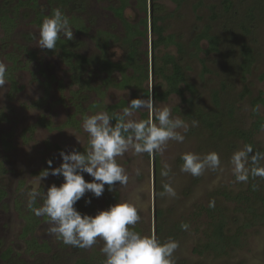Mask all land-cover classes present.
Returning <instances> with one entry per match:
<instances>
[{
    "label": "rangeland",
    "instance_id": "obj_1",
    "mask_svg": "<svg viewBox=\"0 0 264 264\" xmlns=\"http://www.w3.org/2000/svg\"><path fill=\"white\" fill-rule=\"evenodd\" d=\"M19 1L0 0V8L8 10L16 19L10 30L0 20V63L6 66V82L0 86V162L5 168L0 175V195L1 191L5 192L0 198V264H75L79 259L104 264L100 238L91 248L82 249L65 245L49 235L45 219L36 217L27 207L26 191L32 176L46 169L49 159L53 167L61 164V150L76 148L83 152L87 148V134L81 127L85 115L101 110L111 113L108 106L121 100L128 104L133 96L147 98L135 84L117 86L115 83L122 78L119 71L111 75L112 82H107V73L100 69L102 50L97 43L105 44L106 41L102 32L116 36L106 41L107 54L112 60L125 61L129 49L123 41L124 25L110 9L119 0H76L75 7H66L60 0H36L37 7L24 5L16 10ZM157 4L156 14L162 17L160 24L165 34L175 35L183 46L179 51L174 44L162 45L157 53L167 52L177 57L197 94L191 103L184 100L191 96L186 91L184 96L173 94L165 101L153 100L154 106L171 104L173 115L189 124L195 119L199 125L189 128L183 143L169 141L160 153L136 154L130 149L117 158L130 176L128 185L120 188L117 183L113 192H109L106 185L104 194L98 198L93 196L90 205L82 199L76 206L82 213L95 215L118 200L137 203L134 199L137 189L143 188L138 202L140 219L130 227L144 235L154 233L161 241L169 238L178 241L179 247L173 256L175 264H264L262 205L255 201L257 215H253L244 203L224 195L235 197L249 192V183L237 182L232 174L230 158L244 145L236 130L252 126L255 119L252 100L264 91L261 78L264 73V0H183L180 6L173 0H157ZM150 5L151 0H148L149 8ZM56 8L68 17H76L70 20L74 32L70 44L75 52L91 61L82 67V77L90 81L91 89L75 80L77 70L62 56L60 48L47 50L37 46L41 25L37 21V11L50 15ZM125 14L132 23H139L146 16L137 0L129 1ZM148 17L147 37L138 39L141 62L147 64L150 71L149 80L142 86L152 91L155 81L151 72L154 54L150 11ZM206 25L211 26V33L220 37L219 51L207 53V39L201 42L203 50L196 49L195 38ZM244 42L253 48L256 57L245 78L239 68ZM204 65L209 71L204 72ZM12 78L17 82L16 87ZM158 83L160 90H165L166 82L162 78ZM245 85L251 92L242 96ZM82 86V92L76 93ZM215 91H219V105L214 102ZM93 103L98 105L92 107ZM256 110L264 116L263 105H258ZM141 112L148 111L138 110L135 113L138 119H141ZM201 114L216 118V130L201 121ZM152 115L155 120L154 112ZM68 121L72 123L65 124ZM253 139L257 149L264 151V126L256 131ZM212 151L219 154L222 170H207L199 177L180 171L183 153L203 155ZM165 163L171 166L170 178L160 176ZM85 179L90 181L91 177L85 174ZM255 180L260 182L258 186L264 194L261 177ZM62 182L63 177L49 176L42 183L46 190L50 184ZM163 183L172 184L175 197L160 195ZM91 195L86 194L85 199ZM39 204L37 201L35 206ZM204 207L221 208L225 215L226 234L230 239L221 252L198 254L194 251L207 241L212 228ZM158 211L161 212L159 217ZM30 213L38 222L32 233L23 236L26 216ZM185 221L189 225L187 230L181 227ZM32 238L46 246L29 245ZM8 249L12 250L9 256L2 257Z\"/></svg>",
    "mask_w": 264,
    "mask_h": 264
},
{
    "label": "clouds",
    "instance_id": "obj_2",
    "mask_svg": "<svg viewBox=\"0 0 264 264\" xmlns=\"http://www.w3.org/2000/svg\"><path fill=\"white\" fill-rule=\"evenodd\" d=\"M61 38L72 41L74 32L69 17L56 8L42 20L37 46L55 50ZM5 82L6 66L0 63V86ZM138 110L148 111V118L138 119L135 115ZM198 125L195 119L189 124L173 115L171 104L154 106L151 91L146 99H132L120 112L101 110L85 115L81 127L87 134V148L83 152L76 148L61 150L62 162L58 167H53L49 159L48 167L32 176L27 186V207L36 217L44 218L47 233L65 245L88 249L100 238L104 264H175L173 256L178 241L171 238L161 241L154 233L144 235L130 227L140 219L138 202L143 188L137 189L134 197L137 203L118 200L95 215L82 213L76 205L82 199L90 205L93 196L104 194L106 185L109 192L115 190L117 183L120 188L128 185L130 176L117 158L130 149L136 154L160 153L169 141L183 143L189 128ZM180 158L183 161L180 171L194 177L207 170H222L220 156L215 151L203 155L186 152ZM230 165L237 182L247 183L250 176L264 178V151L244 144L233 152ZM170 173L171 166L165 163L160 176L170 178ZM85 174L91 177L90 181L85 179ZM49 176L63 177V182L52 183L45 190L42 182ZM162 189L161 196H176L171 183H163ZM88 193L92 195L85 199ZM37 201L39 206H35ZM181 227L187 230L189 225Z\"/></svg>",
    "mask_w": 264,
    "mask_h": 264
},
{
    "label": "trees",
    "instance_id": "obj_3",
    "mask_svg": "<svg viewBox=\"0 0 264 264\" xmlns=\"http://www.w3.org/2000/svg\"><path fill=\"white\" fill-rule=\"evenodd\" d=\"M130 0H119L117 5L110 6V9L113 11L114 15L122 22L124 25L126 35L123 41L128 45V51L125 58V61H114L111 57L107 54V39L109 40L111 37L116 38V36L112 33H108L106 31L102 32V36L105 38V44L98 42V47L101 48L102 54L100 58V69L103 72H106L108 78L106 79L107 82L111 81V75L115 71H119L122 74V78L119 82L115 83L119 87H127L129 85L135 84L138 89L142 90L144 94L147 96L150 90L143 87V82L149 80L150 71L147 64L141 62L140 52H139V42L140 37H147L148 34V12L150 11L151 14V30H152V51H153V64L151 68L152 72V79L153 82L155 81V85L151 91L152 98L154 101H165L173 94H179L184 96L186 91L191 93V96L188 99H184L189 101L190 103L193 102L194 97L197 94V89L192 83H189L186 77V73L182 64L178 61L177 57L171 53H164L163 55H158L157 50L160 49L162 45L167 46L170 44H174L178 47L179 51L183 49L182 44L176 39L175 35L173 34H165V29L160 21L162 17L156 14L157 11V0H151L150 8L148 7V0H137L139 8L145 12V18L141 19L139 23H132L128 20L125 14V10L129 5ZM175 1L178 6L181 5L183 0H173ZM52 2V0H50ZM60 2L64 6L68 7H75L76 0H60ZM29 5L37 7L36 0H20L15 9H19L21 6ZM54 10V9H53ZM52 10V12H53ZM45 14L41 11H37V21L41 24L42 20L45 18ZM76 18L69 17L70 20ZM0 20L4 23V27L6 29L12 28L15 23V17H12L9 14L8 10H4L0 8ZM71 23V22H70ZM144 26V29H142ZM80 27L77 25V30L79 31ZM207 39L209 46L205 49L207 53L209 52H216L220 49L221 39L219 36L211 33V26L206 25L205 28L197 35L194 41V45L197 50H203L204 48L201 46V42ZM57 47L61 49L62 56L67 58L71 64V66L77 70V75H75L76 81H81L87 89L92 88V84L88 79H84L82 77V67L85 65L90 64V59L82 54L75 52L70 44V41L61 38L59 40V44ZM33 55H35L33 53ZM241 55L242 60L239 65V68L242 70L243 78L246 77V74L250 71L252 64L255 62L256 57L254 54L253 48L248 45L247 43H243L241 46ZM16 64V62H14ZM132 69V72L129 73V70ZM170 70V72H167ZM209 71L207 66L204 65V72ZM162 78L166 82L165 90H160L158 79ZM261 78L264 79V73L261 75ZM13 86L16 87V80L13 78L11 79ZM83 86L76 92H82ZM97 88V87H96ZM251 92L248 85L244 86V90L242 92V96L249 94ZM137 95V94H136ZM220 95L219 91H215L213 98L216 105L220 104ZM138 98V96H133V99ZM98 105V103H93L92 107ZM253 108H255V119L252 123V126L249 129H238L236 130V134L244 141V144H251L254 150L263 151L257 149L256 143L253 139L254 134L256 131L260 130L264 126V116L259 115L256 111V107L258 105L264 106V91H260L259 94L253 98L252 100ZM80 107V103L77 105ZM127 107V101L121 100L120 102L108 106V110L114 112L117 108H124ZM111 112V113H112ZM149 116L148 112H141V119H147ZM201 121L209 128L216 130L217 123L214 121L216 118H211L208 115L201 114L199 115ZM71 121L66 122L65 124H71ZM46 125H50L49 123H45ZM2 162H0V175L5 168ZM255 177H251L248 180V191L247 193L239 194L235 197H231L230 195L224 193L225 197L228 199H235L239 200L240 202L244 203L248 206L247 211H250L253 215H257L255 208V201L260 202L264 209V194H262L260 187L258 186L260 182L254 181ZM261 181L264 182V178L261 177ZM251 193V195H249ZM5 194L4 191H1L0 198L3 197ZM77 207V206H76ZM204 210L207 212L209 218H211L210 226L211 231L207 235V241L204 242L201 246L195 247L194 251L198 254H203L205 252H221V249L225 248L228 245V241L230 237L226 234V221L225 215L221 208L218 207H204ZM264 212V211H263ZM158 217L161 215V212H157ZM264 215V214H263ZM26 224L23 230V236L29 235L34 230L38 219L30 213L26 216ZM182 224H186V221ZM160 230L158 229V232ZM29 245L34 247H44L46 244H39L36 238H32L29 241ZM11 249L5 251L2 257L6 258L11 253ZM75 264H91L86 259H79Z\"/></svg>",
    "mask_w": 264,
    "mask_h": 264
}]
</instances>
